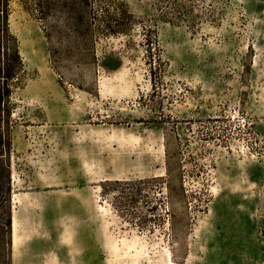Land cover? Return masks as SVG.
I'll return each instance as SVG.
<instances>
[{"label":"rangeland","instance_id":"obj_1","mask_svg":"<svg viewBox=\"0 0 264 264\" xmlns=\"http://www.w3.org/2000/svg\"><path fill=\"white\" fill-rule=\"evenodd\" d=\"M9 28L0 264H264V0H10Z\"/></svg>","mask_w":264,"mask_h":264},{"label":"trees","instance_id":"obj_2","mask_svg":"<svg viewBox=\"0 0 264 264\" xmlns=\"http://www.w3.org/2000/svg\"><path fill=\"white\" fill-rule=\"evenodd\" d=\"M9 2L0 0V159L12 149L11 122L15 110L14 97L24 69L17 38L9 28ZM4 175L7 202L11 200V172L9 165L1 166ZM2 175V178H3ZM11 216L6 219L7 232H11ZM11 240L7 242L9 244Z\"/></svg>","mask_w":264,"mask_h":264},{"label":"bare ground","instance_id":"obj_3","mask_svg":"<svg viewBox=\"0 0 264 264\" xmlns=\"http://www.w3.org/2000/svg\"><path fill=\"white\" fill-rule=\"evenodd\" d=\"M15 225V224H14ZM15 229H16V227H15ZM15 233H14V241L16 242L17 241V236H16V231H14ZM14 242V243H15Z\"/></svg>","mask_w":264,"mask_h":264}]
</instances>
